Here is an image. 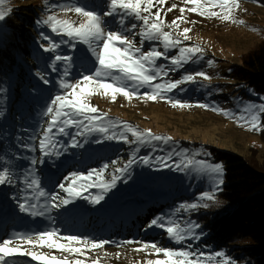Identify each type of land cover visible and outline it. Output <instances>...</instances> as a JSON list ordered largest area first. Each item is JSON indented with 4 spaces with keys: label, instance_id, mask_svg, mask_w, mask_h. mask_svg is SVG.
I'll return each instance as SVG.
<instances>
[{
    "label": "rangeland",
    "instance_id": "rangeland-1",
    "mask_svg": "<svg viewBox=\"0 0 264 264\" xmlns=\"http://www.w3.org/2000/svg\"><path fill=\"white\" fill-rule=\"evenodd\" d=\"M64 2L66 0H48L49 4ZM77 2L88 5L90 8L93 6L87 0H77ZM240 2L242 10L237 11L236 16L238 19H243L244 24H233L218 18L201 17L197 13L188 12L187 7H191V5L185 6L182 0H166L165 4L160 6L161 18L170 23L173 19L181 16L180 7H186L184 19L187 22L178 23H180L181 30L186 27L191 29L189 33L191 39L184 41L183 44L199 45L204 49L201 58L186 64L183 69L170 73L167 77L179 79L186 72L201 71L211 77L210 81L197 77L196 83L181 85L183 91L173 90L167 94L173 99H179L193 106L174 108L167 102V99L144 101L133 98L129 102L123 96H118L116 101L112 102L110 98L99 95L92 97V103L102 112H107L109 118L128 122L141 130L151 129L154 134L170 136L175 143L164 144L153 141L146 146H139V151L135 154V162L130 166L128 172L117 181L115 188L105 194L104 200L99 204H92L84 198H76L72 203L62 208L53 209L50 213L51 219H49V215L34 217L19 210L18 200L31 194V190L22 191L24 186L19 179L17 186H14L15 184L0 185V242L8 239L13 233H35L55 227L59 229L61 235L87 236L96 240L157 242L160 246L173 248L191 244L193 250L206 253L221 251L235 264H247L248 259L238 249L240 244L235 243V245L217 249L207 243L205 221L202 220L203 214H209L213 206L222 203L218 192L224 183L225 165L215 158L211 150L212 147L230 150L264 163V139L260 132L247 130L238 125L234 117L213 111L211 107L229 109L239 115L243 106L242 102H264L263 95L255 92L233 73L234 68L241 64L245 54L264 39V0H259V2L257 0H240ZM32 4L35 8L40 7L41 18L48 14L44 0H7L4 8L10 7L12 11L4 20L0 21V43L15 34V31L20 28L24 19L18 15L22 16L27 13L26 11L29 12ZM172 4H176L177 7L168 12L167 9ZM156 10L153 8V12ZM69 15L72 19H76L74 13ZM193 21L195 23H192ZM62 39H66V37H62ZM136 39L139 41L138 36ZM64 46L59 50L60 53L72 50L67 45ZM147 49L148 45L145 44L144 50ZM177 51L178 49H173L169 55H174ZM208 61L213 63L209 65ZM158 63L166 64L167 61L161 60ZM56 74L59 73L56 72ZM58 79L59 76L56 77V81L52 85L50 83L46 85L50 90L48 97L38 100V112L34 114L33 118L27 119L28 130L25 135L28 139L25 142L19 137L17 145L14 147L12 143H9V139L0 136V141H3L0 144V156L8 160L14 168L28 167V159H13L15 148L20 151L21 157L31 158L35 155L39 159L41 156L38 141L48 120V117L43 113L50 99L61 91ZM36 80L45 85L37 75ZM13 82L14 77H8L2 83L3 85L0 83L2 86L0 104H6L9 100L7 88L13 85ZM145 90L140 89L139 91L142 93ZM197 104H209L210 107L201 108L196 106ZM120 126L110 129L107 134L97 131L85 137L77 136V139L83 144L81 148L70 146L71 135L76 134L79 129L73 127L68 129L69 136H58L56 149L60 150L62 155L45 157L44 163L36 166L41 186L48 192L56 191L60 192L62 196H66L67 194L58 188V184L64 182V176L72 171L86 172L92 168L99 169L106 163L109 164V168L105 172V178L110 179L115 167H122L138 147L136 144H130L123 140L106 139V135L113 133L119 135L123 131L122 125ZM127 135L129 140L134 139L131 133H127ZM25 144L34 145L36 151L32 152L22 147ZM64 148H67V151H64ZM173 149L176 151L187 149L189 153H198L197 159H208L211 162L222 164L223 183L219 184L217 188L213 180L201 178L192 172L176 171L174 167H161L155 157L165 156ZM107 155L110 156L106 158ZM143 156L150 157L149 163L142 162ZM112 160H118V164L113 166ZM178 160L179 158L174 156L173 160L168 163L172 164L173 161L178 162ZM100 191L98 188L88 189L84 196L90 197ZM205 191L214 192L215 201L198 200L200 194ZM41 202H43V198H41ZM193 202L209 205L207 208L200 207L182 212L183 220H191L201 226L196 229L197 234H201L199 240L189 239L185 245H177L168 239L163 230L147 227L156 216H168L181 203ZM127 213L131 217H137L133 223L134 234L129 238H124L123 235L109 233V227L113 220L117 216ZM139 224H142L140 229ZM27 247L31 246H23V248ZM137 247H140V244L133 243L118 247L117 243H109L103 249H97L89 255L102 257L101 264H143L146 259L156 258L148 256L144 252L133 251ZM33 250L55 252V250L47 248ZM105 252L109 254L107 257H104ZM117 253H120L119 258L116 256ZM9 264H40V262L34 261L30 257L17 256L9 258Z\"/></svg>",
    "mask_w": 264,
    "mask_h": 264
},
{
    "label": "snow or ice",
    "instance_id": "snow-or-ice-1",
    "mask_svg": "<svg viewBox=\"0 0 264 264\" xmlns=\"http://www.w3.org/2000/svg\"><path fill=\"white\" fill-rule=\"evenodd\" d=\"M6 2L7 0H0V21L12 11L10 7L4 8ZM165 2L166 0H101L99 4L90 8L88 5L79 4L77 0H66L59 4H49L48 0H44L48 14L38 21V24L47 26L56 36L66 37L57 42L41 33L42 38L48 43L41 44L40 47L44 52L52 54L48 67L51 71L59 73L58 85L61 91L50 99L43 113L48 120L38 141L40 158L35 155L31 158L16 156L13 159H28V167L14 168L8 160L0 156V185H14L19 179L24 186L22 191L31 190L30 195L18 200L21 212L34 217L49 215L51 219L50 213L53 209L62 208L76 198H84L92 204H99L135 162L139 146H146L153 141L175 143L170 136L154 134L151 129L141 130L128 122L109 118L107 112H102L92 103V97L99 95L110 98L112 102H115L118 96H123L129 102L133 98L144 101L167 99L174 108L193 106L173 99L167 94L173 90L183 91L180 86L196 83L197 77L206 81H210L211 77L202 71L186 72L179 79L167 77L170 73L183 69L186 64L201 58L204 49L199 45L183 44L184 41L191 39L189 35L191 29L186 27L181 30L178 23L187 22L184 19L186 7H180L181 16L170 23L161 18L160 6ZM182 2L185 6L191 5L187 7L188 12L197 13L201 17L218 18L233 24L245 23L236 16L237 11L242 10L240 0H182ZM176 7V4H172L167 11L171 12ZM153 8L157 10L153 12ZM70 13H74L76 19H72ZM137 36L139 41L136 39ZM78 44L84 47L76 56L61 54L59 51L62 45H67L75 51ZM145 44L148 45L147 50H144ZM173 49L178 51L174 55H169ZM161 60H166L167 63H158ZM208 63L211 65L213 62ZM36 75L45 85L50 83L46 74L37 71ZM140 89L146 90L141 93ZM242 104L239 115L229 109L211 107L213 111L234 117L238 125L249 131H264L262 122L264 102L249 101ZM196 106L210 107L209 104ZM120 125L123 131L119 135L115 133L106 135V139L123 140L138 147L122 167H115L110 179L105 178V172L109 168V164L106 163L99 169L92 168L86 172L72 171L64 176V182L59 183L58 188L66 193V196L56 191L48 192L41 186L36 166L43 164L45 157L62 155V152L56 149L58 136H69L70 128L79 129L76 134L71 135L70 146L81 148L83 144L77 136L85 137L97 131L107 134L110 129ZM127 133H131L134 139L129 140ZM22 147L32 152L36 151L34 145L25 144ZM63 150L67 151V148ZM198 155L189 153L187 149L180 151L173 149L165 156H156L155 159L161 167H174L176 171L192 172L201 178L213 180L218 188L219 184L223 183L221 178L223 165L208 159H197ZM174 156L179 158L178 162L173 161L169 164L168 161H172ZM141 160L147 164L150 157L143 156ZM111 164L116 166L118 160H112ZM92 188L101 191L90 197L84 196V193ZM215 199L214 192L210 191H205L198 197L200 201ZM200 207L207 208L209 205L198 202L181 203L168 216L159 215L153 218L147 227L163 230L168 239L177 245H185L189 239L199 240L201 234H197L196 229L201 226L191 220H183L182 212ZM109 243H117L118 247L140 244V247L134 248L133 251L156 257L146 259L143 264H235L224 252L206 253L193 250L191 244L173 248L160 246L157 242L96 240L87 236L61 235L59 229L55 227L35 233H13L8 239H4L0 242V264H9V258L17 256L30 257L40 264H101L102 257L91 256L89 253L103 249ZM24 245L31 247L23 248ZM41 248L55 252L33 250ZM108 255L107 252L104 253V257ZM116 256L119 258L120 253Z\"/></svg>",
    "mask_w": 264,
    "mask_h": 264
},
{
    "label": "trees",
    "instance_id": "trees-1",
    "mask_svg": "<svg viewBox=\"0 0 264 264\" xmlns=\"http://www.w3.org/2000/svg\"><path fill=\"white\" fill-rule=\"evenodd\" d=\"M87 1L92 5L101 2ZM30 7L31 10L26 11L25 15L16 13L24 19L20 28L15 34L11 33L13 36L0 43L1 85L8 77H14L13 85L7 88L9 100L6 104H0V136L9 139L14 147L19 137L23 142L28 139L25 135L28 130L27 119L33 118L38 112V100L47 98L50 91L46 85L36 80L35 72L46 74L51 80L50 85L59 76L48 67L52 54L44 52L40 47L41 44L48 43L41 33L57 42L62 37L56 36L47 26L38 24L43 19L40 17V7L35 8L33 4ZM63 47L65 46L62 45L61 48ZM83 47L78 44L75 51L61 54L76 56ZM233 73L240 81L264 96V39L245 54ZM260 134L264 139V131ZM211 150L215 158L224 163L225 176L222 189L218 192L222 203L213 206L209 214L202 215L207 233L205 239L217 249L240 244L238 249L248 259L247 264H264V163L226 149L212 147ZM13 152L15 157H21L16 148ZM18 184L17 179L14 186ZM128 216L131 217L129 213L117 216L109 227V233L123 235L124 238L132 236L133 223L137 217ZM141 226L139 224V229Z\"/></svg>",
    "mask_w": 264,
    "mask_h": 264
}]
</instances>
